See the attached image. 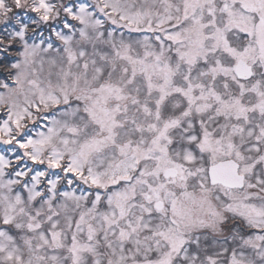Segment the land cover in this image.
<instances>
[{"label":"snow or ice","instance_id":"6c2138e0","mask_svg":"<svg viewBox=\"0 0 264 264\" xmlns=\"http://www.w3.org/2000/svg\"><path fill=\"white\" fill-rule=\"evenodd\" d=\"M0 264H264V0H0Z\"/></svg>","mask_w":264,"mask_h":264}]
</instances>
